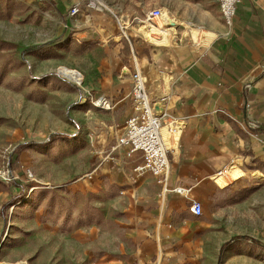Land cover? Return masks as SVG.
I'll list each match as a JSON object with an SVG mask.
<instances>
[{"label":"crops","instance_id":"0c3cea01","mask_svg":"<svg viewBox=\"0 0 264 264\" xmlns=\"http://www.w3.org/2000/svg\"><path fill=\"white\" fill-rule=\"evenodd\" d=\"M21 1L46 17L48 36L72 34L79 42L99 43L96 50H107L112 71L102 89L112 96L102 95L110 106L118 92L119 99L128 98L123 122L131 112L130 73L137 67L151 99L158 100L157 105L162 102L158 108L163 128L166 121L176 125L175 144L167 148L168 183L188 188L187 196H160L153 175L133 171L140 161L139 152L126 158L118 150L116 158L98 159L96 172L119 185L120 193L136 211L142 255L155 254V264H175L183 257L190 264L199 258L207 263L217 264L220 258L224 264H241L234 240L242 237L243 244L264 240V0H240L229 28L222 22L216 0L217 15L205 21L204 27L184 17L177 7H164L171 23L160 27L151 19L153 24H149L163 29L166 37L162 40V33L157 34L162 43H143L136 45V50L125 20L131 18L143 35H139L141 40L147 42L146 12L161 7L159 0H95L103 3L102 11L87 8V0ZM197 5L202 7L200 1ZM74 6L78 11L70 14ZM192 26L203 31L199 45L185 39L179 44V27L193 39L197 37L195 30L188 29ZM168 35L175 41L172 45L167 44ZM123 37L130 46L129 65L123 67L127 79L114 72L123 55ZM104 42L111 47H101ZM76 72L82 81L84 76ZM232 164L243 173L230 177L226 169ZM190 199L201 203L200 216L189 210Z\"/></svg>","mask_w":264,"mask_h":264},{"label":"rangeland","instance_id":"374dc122","mask_svg":"<svg viewBox=\"0 0 264 264\" xmlns=\"http://www.w3.org/2000/svg\"><path fill=\"white\" fill-rule=\"evenodd\" d=\"M157 4L169 10L177 7L202 27L217 15L214 0ZM167 14L153 19L156 25H169ZM131 20L125 25L135 50L143 43H162L160 32L147 33V42L142 41ZM149 23L148 18L144 24L154 26ZM47 26L34 6L0 0V167L11 175L0 179V264H155V254L142 255L136 211L121 187L96 172L101 151L122 130L128 100L119 99L118 92L109 109L91 103L99 95L112 96L102 89L112 59L106 49L96 50L99 43L79 42L72 34L48 36ZM188 29L197 37L179 27L178 43L185 39L199 45L202 29ZM170 37L167 44L172 45ZM101 47L110 48L111 43ZM121 50L114 72L127 79L123 67L129 65L130 46L125 37ZM60 67L80 71L82 81L76 71L80 78L72 80ZM169 128L177 129L166 121L161 132L167 148L175 144ZM234 242L241 264H264L263 239L243 244L240 237ZM153 248L155 252L156 242ZM175 264L190 263L183 257ZM193 264L215 262L199 258ZM217 264L224 263L219 258Z\"/></svg>","mask_w":264,"mask_h":264},{"label":"built area","instance_id":"2783aa9c","mask_svg":"<svg viewBox=\"0 0 264 264\" xmlns=\"http://www.w3.org/2000/svg\"><path fill=\"white\" fill-rule=\"evenodd\" d=\"M223 24L230 27L236 8L240 0H216ZM85 6L89 9L102 11L104 5L95 0H87ZM78 11L77 7L70 9V14ZM166 12L161 7L151 8L146 12V17L150 19H162ZM169 27V26H167ZM166 29V28H165ZM130 105L131 112L125 118L122 130L115 135L113 140L101 151L103 159L116 158L118 150L123 151V155L129 158L134 152L140 153V161L133 167L136 174L150 173L155 177L159 185L160 196L167 193H176L187 196L188 188L180 185L170 186L168 183L170 163L168 149L162 138L163 116L162 112L154 100L151 99L146 89V79L140 70L135 67L130 73ZM94 107L109 109L110 104L104 95H99L91 101ZM175 132V128L168 129ZM10 172L6 167H0V179L10 178ZM189 210L195 216L202 214V205L199 201L190 199ZM163 264H173L172 261H165Z\"/></svg>","mask_w":264,"mask_h":264},{"label":"bare ground","instance_id":"6f19581e","mask_svg":"<svg viewBox=\"0 0 264 264\" xmlns=\"http://www.w3.org/2000/svg\"><path fill=\"white\" fill-rule=\"evenodd\" d=\"M168 22V21H167ZM171 23V22H170ZM149 26V30H146V33H151V32H155V30L157 29L156 27H154V26H150V25H148ZM154 28H156V29H154ZM149 31V32H148ZM162 33V35H163V37L165 38L166 36H165V32L163 31V30H161V29H157V31H156V33ZM62 72L64 73V75L65 76H67L68 78H70V79H72V80H79V75L76 73V72H74V71H72V70H69V69H67V68H63L62 69ZM156 102V101H155ZM165 144V143H164ZM166 145V144H165ZM226 172H227V174L230 176V177H236V176H238V175H241L243 172H242V170L238 167V165H236V164H232L230 167H227V169H226ZM218 181L220 182V183H222V181H224V176L222 175L221 177H219L218 178Z\"/></svg>","mask_w":264,"mask_h":264}]
</instances>
